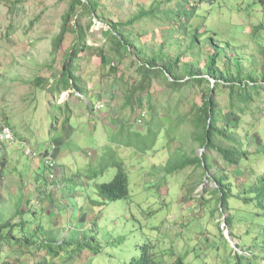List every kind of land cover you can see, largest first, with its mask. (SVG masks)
Masks as SVG:
<instances>
[{
    "label": "trees",
    "instance_id": "trees-1",
    "mask_svg": "<svg viewBox=\"0 0 264 264\" xmlns=\"http://www.w3.org/2000/svg\"><path fill=\"white\" fill-rule=\"evenodd\" d=\"M211 1L151 0L150 5L138 4L130 15L118 20L122 14L117 9H105L102 0H69L59 31L51 39L52 56L62 50L68 32L75 37L64 54L56 84L50 86L52 95L68 91L72 97L79 93L80 97L96 98L93 103L87 98V112H77L89 118L88 107L96 111L95 105L101 100L93 87L114 90V99L122 97L123 109L130 110L127 119L122 120L129 128L123 132L121 126L107 127L104 120L98 119L101 124L96 122L84 136L86 143L91 142L85 148L89 153L86 159H59L58 164L68 167L67 174L54 180L41 173L32 174L30 181L35 182L37 203L24 210L23 194H19L14 212L1 220L0 264H188L186 253L190 250L162 249L157 256L156 245L146 238L145 232L140 245L127 226L138 222L143 229L142 194L151 189L149 196L154 204H170L172 187L179 191L183 186L189 189L194 207H209L211 199L193 196L206 174H211L217 183L212 199H218L219 210L228 211L227 224L232 222L233 213L249 214L252 223L242 217L235 226L239 230V222L249 221L246 236L254 234L257 246L262 234L264 249V130L257 127L260 121L263 124L264 64L246 68L239 61L234 64L230 55L233 51L221 46L217 32L213 30L207 35L209 29L202 30L196 21L203 4ZM84 16L92 18L86 26L82 24ZM93 18L109 26L104 31L107 40L98 49L105 52L103 67L107 70L90 68L89 79L81 74V63L94 53L95 47L87 38V31L95 23ZM155 20L157 25L168 27L161 29V40L157 38V29L149 24ZM14 31L10 30L8 36ZM132 69L136 74H130ZM97 73L102 79L98 84L93 82ZM154 79L165 82V88L157 92ZM34 80L36 87H40L47 78L40 75ZM225 91L226 94L219 95ZM104 102L113 103L110 98ZM184 103L190 106L186 113L181 109ZM143 114L146 120L142 119ZM70 121L58 119L56 127L52 123L45 134L49 142H44L45 149L40 152L43 156L54 154L55 144L51 147V141L62 138L61 131ZM139 121L147 127L149 123L146 135L137 130ZM89 123V119H80L72 129L88 130ZM5 124L11 126L9 121ZM61 126L63 129L59 130ZM3 128L0 124V132ZM241 130L246 132L242 134ZM134 133L138 136L135 140L130 135ZM91 134L97 144L94 150L90 146ZM148 136L152 137L151 143ZM158 142L163 149L172 143L177 148L165 163L149 164L150 169L147 167L140 177L148 178L151 185L137 188L136 167L144 169L147 163L138 150L153 148ZM59 146L60 154L63 147ZM198 147L200 152L196 154ZM100 150L103 152L98 154ZM55 163L49 170H55ZM1 164L0 179L7 173L3 156ZM174 174L177 175L171 177ZM179 174L192 180L177 178ZM240 176L245 179L239 184ZM169 179L174 185L169 186ZM231 235L239 240L244 237ZM132 239L137 241L133 254Z\"/></svg>",
    "mask_w": 264,
    "mask_h": 264
},
{
    "label": "rangeland",
    "instance_id": "rangeland-1",
    "mask_svg": "<svg viewBox=\"0 0 264 264\" xmlns=\"http://www.w3.org/2000/svg\"><path fill=\"white\" fill-rule=\"evenodd\" d=\"M13 2L15 0H0V124L2 126L3 118H6L16 136L14 143L2 141L0 136V169L2 156L5 159L7 169L6 175L3 174L0 179V222L2 219L10 217L14 212L19 194H23L24 210L27 205L37 203L35 182L30 181L33 173H41L48 176L50 180H54L67 174L66 169L68 167L58 164L59 159H74L76 162L75 157L87 158L89 153H86L85 148L88 149L87 147L91 142L86 143L84 136L89 133L90 127H95L96 122L101 124L99 120H104L107 127H109L108 125L111 127L121 126L123 132L129 128L123 124L122 120L127 119L130 110L129 108L123 109L122 97H119L118 100L114 99L116 96L114 90L103 91L104 86L93 87L92 91L99 96L104 107L96 109V111L95 108L88 107L89 118L84 113L78 114L77 112H87L88 99L93 103L94 99L96 102V98L85 95V98L80 97L78 93V97L76 94L72 97V93L68 92L61 94L56 92L52 95L50 88L52 84L49 80L54 79L53 84H56L64 64V54L70 48L75 37L73 33L68 32L62 50L55 57L52 56L51 39L59 31L60 24L63 22L62 14L67 10L69 0H25L20 4L17 2L12 4ZM102 2L105 9L107 8L110 12L117 9L122 14V17H117L120 20L125 19V14L130 15V11L136 9V5H150L151 0H102ZM12 8L13 11H11ZM107 16L109 15L107 14ZM91 19L90 16H84L82 24L86 26ZM93 20L95 23L87 31V38L89 43L95 47L94 53L91 54L90 59L84 58L81 63V74L89 79L90 68H96L100 71L107 70L103 67L105 52L98 49L101 50L102 43L107 40L104 31L108 30L109 26L97 18H93ZM196 22L202 30H205L204 27L209 29L210 32L207 35L211 34L213 30L217 32V39L222 42L221 46L225 47L227 51H233L230 55L233 57L234 64L239 61L245 68L264 64V0H212L203 4L200 17ZM149 24L151 28L157 29V38L161 40V29L168 27L157 25L156 20ZM8 28L9 31H17H14L13 38L8 36ZM151 37L152 35L148 39ZM228 47H231L230 50ZM105 50L109 53L107 49ZM8 57L10 61L6 64ZM224 58L226 59V56ZM221 63L224 64L223 61ZM258 68L260 69V67ZM129 72L136 74L135 69L129 70ZM39 75L42 79L47 78V80L43 86L36 87L34 79ZM97 76L98 78H95L93 82L96 81L98 84L99 80L102 79L99 78V73ZM152 82L157 92L165 88V82H159L155 79ZM226 93L227 91L219 92V95ZM109 98L113 103L106 104L104 99L109 101ZM50 100L52 103L49 104ZM261 106H264V103ZM189 107L187 103H184L181 109L186 113ZM261 117H263V124L260 121L257 127H262L264 130V115ZM69 118L71 121L68 122L69 125L66 128L59 127V130L63 129L61 131L62 138L59 141H51V147L55 144L54 154L49 157L43 156L40 152L45 149L44 142H49V138L45 135L47 130L52 123V126L56 127L58 119L66 121ZM80 119H89L88 130L74 131L72 129V127H77ZM145 125L144 121H139L137 126V130L143 135L149 131V123L147 124L148 127ZM246 130H241L240 133L243 134ZM70 134L74 135L70 136ZM130 135L134 140L138 138L135 133ZM57 136L60 137L61 135ZM91 138V149H97L93 134H91ZM148 139L151 143L152 137L148 136ZM59 145L63 147L60 154L58 153ZM28 147L32 151H37V155L31 156L32 154L28 153ZM176 148L177 145L172 143L168 148L163 149L158 142L153 148L145 151L138 150L140 154L146 157V161L143 160L147 163H145L144 169H138L139 166L136 167L138 176H135L134 180L139 182L136 183V187L140 188L142 185L145 188L151 185L148 178L140 177L141 172L145 171L149 164L165 163ZM133 149H136L135 146ZM101 152L103 151L100 150L98 154ZM199 152L198 147L195 149V153L199 154ZM53 163H55L54 171L49 170V166L52 167ZM28 168L30 169L26 171ZM25 172L28 173L27 176L21 175ZM175 175L177 174L171 175V177ZM210 176L211 174H206L202 184L193 193L197 199L203 197L211 199L209 207H194L193 197L188 192L189 189L185 190L183 186L179 191L178 189L173 191L175 186L172 187L168 197L170 204H154L149 196L153 193L151 189L149 193L143 192L142 194L145 215L140 219L144 225L143 229L138 222L130 223L127 228L131 233L134 231L132 234L138 238L140 245L143 243V232H145L146 238H149L156 245L157 256L161 254L162 249L176 252L188 249L191 251L186 253L188 264H264L263 235L259 234L257 246L254 245V234L251 233L246 236L248 222H253L249 214L234 215L232 211V222L227 224L225 217L228 216V211L219 210L218 199H212V192L217 187V183ZM176 177L187 181L192 180L185 177L184 174H179ZM250 177L248 176V178ZM239 178L240 184L245 177L240 176ZM169 180V186L174 185L172 179ZM70 187L74 189V186L70 185ZM132 189H134L133 185ZM153 200H158V198H153ZM249 206H252V203ZM244 209H247V206H244ZM242 217L249 218V221L247 223L239 222V230L244 229L239 231L235 222ZM217 223L224 231L219 229ZM228 226L230 232L227 230ZM231 233L235 236L244 237L239 240L234 238ZM136 242V239H132L131 254L135 251L136 245L134 243ZM235 245L237 247L239 245L241 252ZM237 251L239 255L236 254Z\"/></svg>",
    "mask_w": 264,
    "mask_h": 264
},
{
    "label": "built area",
    "instance_id": "built-area-1",
    "mask_svg": "<svg viewBox=\"0 0 264 264\" xmlns=\"http://www.w3.org/2000/svg\"><path fill=\"white\" fill-rule=\"evenodd\" d=\"M96 107H97V109H100V108L104 107V103L102 101H100L96 104ZM142 119H145L144 114L142 116ZM3 127L4 128L2 129V131L0 133L1 138L13 140L14 134H13L12 129L9 127V125L3 123ZM27 149L29 150V152H28L29 154L36 155L35 152L31 151L29 148H27Z\"/></svg>",
    "mask_w": 264,
    "mask_h": 264
},
{
    "label": "clouds",
    "instance_id": "clouds-1",
    "mask_svg": "<svg viewBox=\"0 0 264 264\" xmlns=\"http://www.w3.org/2000/svg\"><path fill=\"white\" fill-rule=\"evenodd\" d=\"M18 0H15V2H13L12 4H16V2H17ZM17 4H18V2H17ZM40 76V75H39ZM49 82L52 84L53 82H54V79H50L49 80ZM64 92V91H63ZM62 92V93H63ZM65 92H68V91H65ZM69 93V92H68ZM77 94V93H76ZM79 94V93H78ZM85 98V97H84ZM101 100H99L98 102H100ZM97 102V103H98ZM96 103V104H97ZM96 106V105H95ZM3 123H6L7 122V119L6 118H3ZM11 129H12V131H13V134H14V130H13V128H12V126H9ZM1 133V132H0ZM13 140H16V138H15V135H14V138H13ZM2 141H7V139H4V138H2ZM31 151H32V149L30 148V147H28ZM33 152H35L36 153V155H37V151H33ZM31 156H35V155H31ZM222 228H224V227H222ZM227 230H229V232H230V228H229V226H228V229ZM223 231H224V229H223ZM226 234V233H225ZM227 235V234H226ZM229 238H230V235L228 236ZM235 247L239 250L240 248H239V245H238V247H237V245H235ZM242 250V249H241ZM240 251V250H239ZM241 252V251H240ZM243 252H244V249H243ZM237 255H239V253H238V251H237V253H236Z\"/></svg>",
    "mask_w": 264,
    "mask_h": 264
},
{
    "label": "crops",
    "instance_id": "crops-1",
    "mask_svg": "<svg viewBox=\"0 0 264 264\" xmlns=\"http://www.w3.org/2000/svg\"><path fill=\"white\" fill-rule=\"evenodd\" d=\"M7 1H8V0H7ZM15 32H17V31H15ZM15 32H14V33H15ZM10 37L13 38V37H14V34L11 35ZM6 39H7V38H6ZM7 40H8V39H7ZM1 56H4V54H1ZM13 60H14V58L12 59V61H13ZM0 61H1V59H0ZM9 61H10V58L8 57V58H7V62H6V64H7ZM9 67H10V65H9ZM37 77H39V76H36L35 79H36Z\"/></svg>",
    "mask_w": 264,
    "mask_h": 264
},
{
    "label": "bare ground",
    "instance_id": "bare-ground-1",
    "mask_svg": "<svg viewBox=\"0 0 264 264\" xmlns=\"http://www.w3.org/2000/svg\"><path fill=\"white\" fill-rule=\"evenodd\" d=\"M8 31H9V28H8ZM6 33V32H5ZM7 34V33H6Z\"/></svg>",
    "mask_w": 264,
    "mask_h": 264
}]
</instances>
